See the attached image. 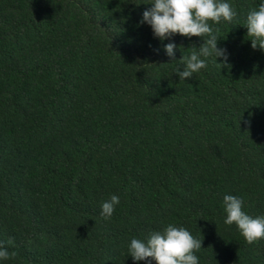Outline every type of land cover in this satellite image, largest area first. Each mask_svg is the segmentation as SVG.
<instances>
[{"label":"trees","instance_id":"obj_1","mask_svg":"<svg viewBox=\"0 0 264 264\" xmlns=\"http://www.w3.org/2000/svg\"><path fill=\"white\" fill-rule=\"evenodd\" d=\"M149 2L0 0V264H147L131 240L169 224L202 241L199 264H264L223 204L264 216V49L245 25L264 0H226L237 16L209 23L227 62L185 80L207 37L161 41Z\"/></svg>","mask_w":264,"mask_h":264},{"label":"clouds","instance_id":"obj_2","mask_svg":"<svg viewBox=\"0 0 264 264\" xmlns=\"http://www.w3.org/2000/svg\"><path fill=\"white\" fill-rule=\"evenodd\" d=\"M152 7L143 12L141 24L147 22L156 37L161 41L176 34L186 37H202L204 42L199 51L193 50L190 55H182L183 70L176 69L180 80H185L207 67L201 57H224L227 62L226 49L218 47V38L213 32L210 21L219 24L221 20L232 22L237 16L236 10L226 0H150ZM247 35L251 37L253 49H264V2L258 10L251 9L247 13ZM167 55L175 57L176 44L164 45ZM119 197L112 195L110 200L102 203L101 215L110 218ZM223 204L227 213L224 221L227 225H235L248 244L264 239V216L252 217L244 210V201L234 195H225ZM9 244L14 243L10 238ZM202 247V241L195 238L186 228L167 225L163 232H154L147 241L133 238L129 252L135 261H147L152 264H199L195 255ZM15 252L11 253L14 257ZM10 254L0 242V259H9Z\"/></svg>","mask_w":264,"mask_h":264}]
</instances>
